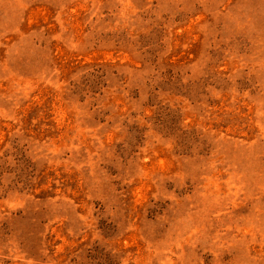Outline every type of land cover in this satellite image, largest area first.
Here are the masks:
<instances>
[{
  "label": "rangeland",
  "instance_id": "1",
  "mask_svg": "<svg viewBox=\"0 0 264 264\" xmlns=\"http://www.w3.org/2000/svg\"><path fill=\"white\" fill-rule=\"evenodd\" d=\"M0 264H264V0H0Z\"/></svg>",
  "mask_w": 264,
  "mask_h": 264
}]
</instances>
